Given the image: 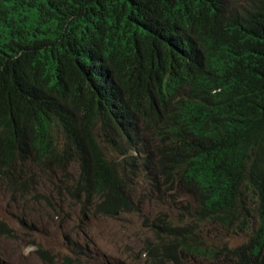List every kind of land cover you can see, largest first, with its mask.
Returning <instances> with one entry per match:
<instances>
[{
    "label": "trees",
    "instance_id": "trees-1",
    "mask_svg": "<svg viewBox=\"0 0 264 264\" xmlns=\"http://www.w3.org/2000/svg\"><path fill=\"white\" fill-rule=\"evenodd\" d=\"M72 166L97 214L141 188L184 206L149 255L264 264V0H0V189ZM206 224L252 237L210 245Z\"/></svg>",
    "mask_w": 264,
    "mask_h": 264
},
{
    "label": "rangeland",
    "instance_id": "rangeland-1",
    "mask_svg": "<svg viewBox=\"0 0 264 264\" xmlns=\"http://www.w3.org/2000/svg\"><path fill=\"white\" fill-rule=\"evenodd\" d=\"M76 167L68 173L40 172L30 196L0 189V264H212L186 252L172 258L149 255L146 247H175V236L158 226L164 221L184 226L193 219L180 203L161 202L144 188L136 190L138 210L118 216L89 212L69 193ZM198 239L210 245L238 247L251 231L232 234L206 224ZM191 241V238H187Z\"/></svg>",
    "mask_w": 264,
    "mask_h": 264
},
{
    "label": "bare ground",
    "instance_id": "bare-ground-1",
    "mask_svg": "<svg viewBox=\"0 0 264 264\" xmlns=\"http://www.w3.org/2000/svg\"><path fill=\"white\" fill-rule=\"evenodd\" d=\"M183 51V50H182ZM76 52V51H75ZM80 54V53H79ZM101 80V79H100ZM101 88H103V87H101ZM103 95V94H102ZM111 100V99H110ZM116 104H117V102H116ZM113 105H114V107H116L117 105H115V102L113 103ZM140 129V128H139ZM15 140V139H14ZM16 142V141H15ZM157 143H159V140L157 139V140H151L149 143H148V145L146 146V148L148 149L149 147H152V146H155ZM161 143H163L164 145H166V142H161ZM12 150V149H11ZM155 196H156V194H157V192H155V193H153ZM85 208V207H84ZM89 212H91V213H95V212H92L90 209H88V208H86ZM95 214H97V213H95ZM101 215V214H100ZM186 236V235H185ZM185 238V237H184Z\"/></svg>",
    "mask_w": 264,
    "mask_h": 264
},
{
    "label": "clouds",
    "instance_id": "clouds-1",
    "mask_svg": "<svg viewBox=\"0 0 264 264\" xmlns=\"http://www.w3.org/2000/svg\"><path fill=\"white\" fill-rule=\"evenodd\" d=\"M231 248H233V247H231ZM234 264V263H233Z\"/></svg>",
    "mask_w": 264,
    "mask_h": 264
}]
</instances>
